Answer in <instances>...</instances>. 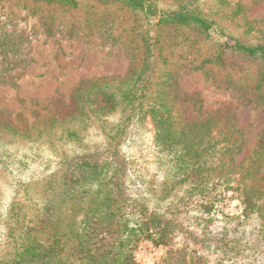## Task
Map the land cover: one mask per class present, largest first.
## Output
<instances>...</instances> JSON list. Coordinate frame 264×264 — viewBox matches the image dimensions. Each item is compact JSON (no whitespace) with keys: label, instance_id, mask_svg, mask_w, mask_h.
I'll return each mask as SVG.
<instances>
[{"label":"trees","instance_id":"1","mask_svg":"<svg viewBox=\"0 0 264 264\" xmlns=\"http://www.w3.org/2000/svg\"><path fill=\"white\" fill-rule=\"evenodd\" d=\"M35 1L79 7V0ZM105 1L120 3L146 19L149 31L142 56L114 34V15L98 25L104 44L123 46L129 73L83 80L52 124H60L59 140L82 141L84 130L100 121L107 143L63 159L60 171L42 185L39 201L32 197V205L16 200L0 208L9 249L0 253V264H138L141 239L169 247L157 264H206L200 250L178 240L181 235L221 250L230 264H264V134L253 156L238 163L236 156L247 139L231 110L189 120L179 106L200 101L198 94L180 92L182 75L202 70L214 79L207 65L225 66L231 52L256 61L258 79L251 86L228 83L225 88L244 105L264 109V30L247 17L239 1L215 0L216 12L227 25L207 12L209 0H171L174 4L168 8L162 7V0ZM8 24L0 17V83L15 85L11 72L32 61V35L10 31ZM43 24L45 33L54 36L50 23ZM215 32L219 38L201 62L180 64L173 59L178 66L167 67L165 48L174 50L178 42L191 41V35L208 40ZM179 34L185 35L180 41ZM148 119L156 152V168L149 176L144 172L150 158L145 145ZM2 132L33 137L28 123L19 125L3 116ZM2 164L0 153V168ZM227 193L239 199L243 221H256L252 241L244 232L233 239L227 227L217 233L209 228L216 203ZM196 225L201 233L190 230Z\"/></svg>","mask_w":264,"mask_h":264},{"label":"rangeland","instance_id":"2","mask_svg":"<svg viewBox=\"0 0 264 264\" xmlns=\"http://www.w3.org/2000/svg\"><path fill=\"white\" fill-rule=\"evenodd\" d=\"M162 1L164 8L174 4L171 0ZM232 1L245 5L247 17L264 30V0ZM215 3V0H209L205 7L212 17L220 20ZM110 15L115 17L111 26L114 34L141 57L143 38L149 31V25L141 14L120 3L79 0V7L74 9L35 0H8L0 3V17L10 23L7 29L27 31L32 35V41L28 45L31 63L11 72L15 85L0 83V118L3 116L19 125L28 123L33 135L28 138L7 132L0 133L3 161L0 168L1 209L10 207L16 200H27V204L31 205L32 197L34 202L39 201L42 185L60 171L63 159L84 149L107 143L102 127L98 126L100 121L84 130L82 141L59 140L60 124L53 125L52 121L57 118L62 105L70 101L73 91L83 80L102 79L112 75L126 76L129 73L131 64L123 52V46L104 44L100 35L98 25ZM45 21L50 23L54 36L45 33ZM220 22L227 25L225 21ZM217 34L219 35L218 32L213 33V37L208 40L191 35V41H180L185 35L179 34L177 48L173 50V46H170L163 51V55L169 58L167 67L178 66L173 59L180 64L201 62L208 55L213 40L219 38ZM226 55L225 66L207 65L214 79L206 76L202 70L182 75L179 79L180 92L198 94L200 101L196 104L180 102L179 106L189 120L224 109L231 110L247 139L244 150L236 156L238 163H245L255 153L264 134V109L244 105L224 85H253L258 79L259 65L256 61L235 53L229 52ZM108 120L110 123L113 118ZM146 127L145 145L150 158L148 169L144 172L149 176L156 168L153 163L156 152L152 145L153 124L150 119L147 120ZM260 176L264 180V164ZM224 197V200L215 205L212 221L208 223L209 228L217 233L227 227L226 232L228 235L232 234L233 239L240 238V234L244 232L252 241L251 232L256 221H243V208L235 195L227 193ZM2 229L0 224V253H5L8 246ZM190 230L202 232L198 225ZM178 240L189 241L192 247L200 250L206 257V264H230V261L222 259V251L214 246L202 247L184 235ZM168 249L165 245H155L150 240L141 239L136 251L138 264H157L166 256Z\"/></svg>","mask_w":264,"mask_h":264}]
</instances>
